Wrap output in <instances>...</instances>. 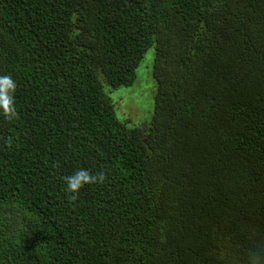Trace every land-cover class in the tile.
I'll return each mask as SVG.
<instances>
[{
	"label": "trees",
	"instance_id": "trees-1",
	"mask_svg": "<svg viewBox=\"0 0 264 264\" xmlns=\"http://www.w3.org/2000/svg\"><path fill=\"white\" fill-rule=\"evenodd\" d=\"M2 75L0 264H264V0H0Z\"/></svg>",
	"mask_w": 264,
	"mask_h": 264
},
{
	"label": "rangeland",
	"instance_id": "rangeland-1",
	"mask_svg": "<svg viewBox=\"0 0 264 264\" xmlns=\"http://www.w3.org/2000/svg\"><path fill=\"white\" fill-rule=\"evenodd\" d=\"M155 47L149 48L137 68V79L130 86L106 90L115 104L118 117L132 126L140 127L147 133L156 106L157 81L153 74Z\"/></svg>",
	"mask_w": 264,
	"mask_h": 264
},
{
	"label": "clouds",
	"instance_id": "clouds-1",
	"mask_svg": "<svg viewBox=\"0 0 264 264\" xmlns=\"http://www.w3.org/2000/svg\"><path fill=\"white\" fill-rule=\"evenodd\" d=\"M16 83L10 75L0 76V109L3 114L12 119L16 116V106L14 103V92ZM67 190L76 193L86 183L97 182L103 180V173L92 175L87 169H79L73 175L67 176ZM73 198H75L73 196Z\"/></svg>",
	"mask_w": 264,
	"mask_h": 264
}]
</instances>
